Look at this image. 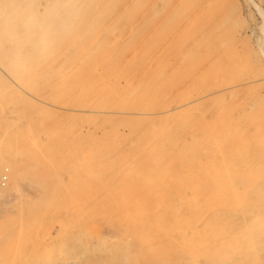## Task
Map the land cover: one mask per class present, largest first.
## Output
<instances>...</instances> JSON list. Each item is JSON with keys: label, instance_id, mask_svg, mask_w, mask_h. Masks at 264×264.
I'll use <instances>...</instances> for the list:
<instances>
[{"label": "rangeland", "instance_id": "rangeland-1", "mask_svg": "<svg viewBox=\"0 0 264 264\" xmlns=\"http://www.w3.org/2000/svg\"><path fill=\"white\" fill-rule=\"evenodd\" d=\"M17 1L0 264H264V0Z\"/></svg>", "mask_w": 264, "mask_h": 264}, {"label": "bare ground", "instance_id": "bare-ground-1", "mask_svg": "<svg viewBox=\"0 0 264 264\" xmlns=\"http://www.w3.org/2000/svg\"><path fill=\"white\" fill-rule=\"evenodd\" d=\"M164 2V1H163ZM10 4H18L19 3V1H17V0H11V2H9ZM159 5H160V3H159ZM12 7V6H11ZM10 7V8H11ZM153 8V7H152ZM57 9V8H56ZM75 9H76V7H75ZM180 9V8H179ZM17 10V9H16ZM7 11H10V10H7ZM155 11V10H154ZM160 11V10H159ZM52 12H54V11H52ZM158 13V12H157ZM156 14V13H155ZM103 17V16H102ZM49 18V17H48ZM71 18V17H70ZM1 21V20H0ZM51 22V21H50ZM17 24V23H16ZM57 26V25H56ZM90 26V25H89ZM26 28V27H25ZM199 28V27H198ZM24 29V28H23ZM114 31H116V29L114 30ZM114 31H112L113 33H114ZM21 32V31H20ZM122 32V31H121ZM121 32H119L118 34H120ZM3 34V33H2ZM18 34V33H17ZM119 36V35H118ZM195 36V35H194ZM79 38V37H78ZM3 39V38H2ZM14 40V39H13ZM2 41V40H1ZM32 42V41H31ZM222 44H225V43H222ZM31 47V46H30ZM67 51V50H66ZM18 57V56H17ZM20 57V56H19ZM184 57V56H183ZM182 57V58H183ZM5 58V57H4ZM12 76H13V74H12ZM36 81V80H35ZM35 83V82H34ZM9 84H10V82H9ZM10 86V85H9ZM37 88V87H36ZM234 91V90H233ZM232 95V94H231ZM224 98V97H223ZM222 100V99H221ZM224 100V99H223ZM255 105V104H254ZM53 106V105H52ZM1 115V114H0ZM157 125V124H156ZM159 126V125H158ZM157 126V127H158ZM156 127V128H157ZM154 128V127H153ZM155 128V129H156ZM100 132V131H99ZM132 137V136H131ZM188 183V182H187ZM194 195V194H193ZM192 196V195H191ZM199 196V195H198ZM194 197V196H193ZM179 198V197H178ZM184 199V198H183ZM196 199V198H195ZM178 207V206H177ZM186 208V207H185ZM188 208V207H187ZM254 250H256V249H254ZM65 259V258H64ZM70 259V258H69ZM68 260V259H67ZM66 261V260H65ZM72 261V260H71ZM66 264H68V263H70V261L69 262H65Z\"/></svg>", "mask_w": 264, "mask_h": 264}]
</instances>
